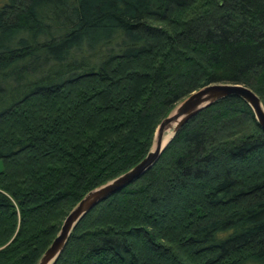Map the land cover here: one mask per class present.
I'll return each instance as SVG.
<instances>
[{
  "label": "trees",
  "instance_id": "16d2710c",
  "mask_svg": "<svg viewBox=\"0 0 264 264\" xmlns=\"http://www.w3.org/2000/svg\"><path fill=\"white\" fill-rule=\"evenodd\" d=\"M214 82L264 109V0H0V264H36L77 202ZM53 264H264V131L248 103L191 117Z\"/></svg>",
  "mask_w": 264,
  "mask_h": 264
},
{
  "label": "water",
  "instance_id": "95a60500",
  "mask_svg": "<svg viewBox=\"0 0 264 264\" xmlns=\"http://www.w3.org/2000/svg\"><path fill=\"white\" fill-rule=\"evenodd\" d=\"M227 96H237L247 102L253 111L256 122L264 131L263 105L251 88L238 83L214 82L191 92L160 121L155 130L150 150L138 163L106 183L91 189L77 202L64 218L57 235L36 264H53L63 250L72 229L86 212L110 195L137 180L157 161L167 143L184 123L203 108ZM169 128L172 129V134L163 143L164 132Z\"/></svg>",
  "mask_w": 264,
  "mask_h": 264
},
{
  "label": "bare ground",
  "instance_id": "6f19581e",
  "mask_svg": "<svg viewBox=\"0 0 264 264\" xmlns=\"http://www.w3.org/2000/svg\"><path fill=\"white\" fill-rule=\"evenodd\" d=\"M171 134H172V129L171 128H169L168 130H166L164 132L163 143H165L168 140V138L171 136Z\"/></svg>",
  "mask_w": 264,
  "mask_h": 264
},
{
  "label": "rangeland",
  "instance_id": "374dc122",
  "mask_svg": "<svg viewBox=\"0 0 264 264\" xmlns=\"http://www.w3.org/2000/svg\"><path fill=\"white\" fill-rule=\"evenodd\" d=\"M174 109V108H173ZM173 111V110H172Z\"/></svg>",
  "mask_w": 264,
  "mask_h": 264
}]
</instances>
